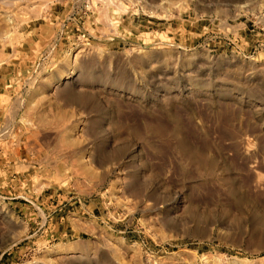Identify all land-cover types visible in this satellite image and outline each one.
<instances>
[{
    "label": "rangeland",
    "instance_id": "374dc122",
    "mask_svg": "<svg viewBox=\"0 0 264 264\" xmlns=\"http://www.w3.org/2000/svg\"><path fill=\"white\" fill-rule=\"evenodd\" d=\"M0 264H264V0H0Z\"/></svg>",
    "mask_w": 264,
    "mask_h": 264
},
{
    "label": "bare ground",
    "instance_id": "6f19581e",
    "mask_svg": "<svg viewBox=\"0 0 264 264\" xmlns=\"http://www.w3.org/2000/svg\"><path fill=\"white\" fill-rule=\"evenodd\" d=\"M209 198V197H208Z\"/></svg>",
    "mask_w": 264,
    "mask_h": 264
}]
</instances>
